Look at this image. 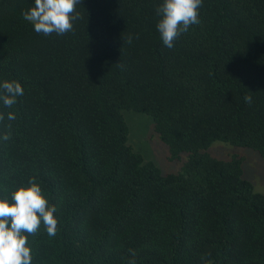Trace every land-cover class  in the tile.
<instances>
[{
    "label": "trees",
    "instance_id": "obj_1",
    "mask_svg": "<svg viewBox=\"0 0 264 264\" xmlns=\"http://www.w3.org/2000/svg\"><path fill=\"white\" fill-rule=\"evenodd\" d=\"M158 3L82 0L74 31L45 37L23 19L34 0H0V80L25 89L0 122V197L35 178L57 209L32 264H264V194L242 157L207 151L264 159V0H204L172 49ZM124 110L152 118L171 159L188 153L180 171L134 149Z\"/></svg>",
    "mask_w": 264,
    "mask_h": 264
},
{
    "label": "clouds",
    "instance_id": "obj_2",
    "mask_svg": "<svg viewBox=\"0 0 264 264\" xmlns=\"http://www.w3.org/2000/svg\"><path fill=\"white\" fill-rule=\"evenodd\" d=\"M82 0H34V5L23 12V19L30 22L37 34L45 37L55 34L64 36L75 30L76 22L83 19L79 12ZM204 0H160L155 7L158 17L156 29L168 49L191 26L199 25L200 9ZM131 38H129V43ZM25 89L15 79L0 80V103L7 113L0 112V122L14 121L15 111L11 109L23 97ZM251 103V96H245ZM11 128V124L6 125ZM11 139L10 132L0 135V141ZM55 205L49 203L41 185L35 178L28 181L8 197H0V264H32V249L29 236L35 235L41 225L49 236L58 231ZM131 258L127 264H136V252L129 250Z\"/></svg>",
    "mask_w": 264,
    "mask_h": 264
},
{
    "label": "rangeland",
    "instance_id": "obj_3",
    "mask_svg": "<svg viewBox=\"0 0 264 264\" xmlns=\"http://www.w3.org/2000/svg\"><path fill=\"white\" fill-rule=\"evenodd\" d=\"M123 115L129 127V142L145 160L153 162L164 174L182 169L188 153L181 152L177 159H171L168 146L153 132V121L149 115L131 110H124ZM207 151L220 159L233 154L242 157L243 176L253 184L256 191L264 194V159L255 150L214 141Z\"/></svg>",
    "mask_w": 264,
    "mask_h": 264
}]
</instances>
